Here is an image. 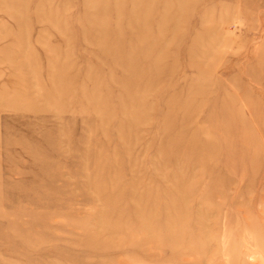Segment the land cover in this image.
<instances>
[{"label": "rangeland", "instance_id": "obj_1", "mask_svg": "<svg viewBox=\"0 0 264 264\" xmlns=\"http://www.w3.org/2000/svg\"><path fill=\"white\" fill-rule=\"evenodd\" d=\"M0 264H264V0H0Z\"/></svg>", "mask_w": 264, "mask_h": 264}]
</instances>
